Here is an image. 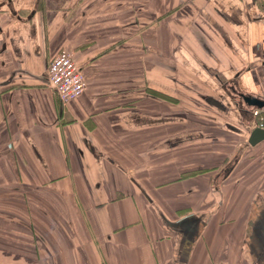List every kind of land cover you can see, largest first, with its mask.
<instances>
[{"label": "crops", "instance_id": "obj_1", "mask_svg": "<svg viewBox=\"0 0 264 264\" xmlns=\"http://www.w3.org/2000/svg\"><path fill=\"white\" fill-rule=\"evenodd\" d=\"M63 49L85 79L66 104ZM245 96L264 0H0V264H264Z\"/></svg>", "mask_w": 264, "mask_h": 264}, {"label": "built area", "instance_id": "obj_2", "mask_svg": "<svg viewBox=\"0 0 264 264\" xmlns=\"http://www.w3.org/2000/svg\"><path fill=\"white\" fill-rule=\"evenodd\" d=\"M47 82L63 104L77 98L85 90V79L80 66L72 54L63 49L53 57L47 68ZM254 116H261V110L254 109ZM259 127H264V117L261 116Z\"/></svg>", "mask_w": 264, "mask_h": 264}, {"label": "water", "instance_id": "obj_3", "mask_svg": "<svg viewBox=\"0 0 264 264\" xmlns=\"http://www.w3.org/2000/svg\"><path fill=\"white\" fill-rule=\"evenodd\" d=\"M244 101L249 106H257L259 108H263L264 110V101L262 100L245 96ZM262 140H264V129L261 127H257L254 130H252L249 138V143L251 145H255Z\"/></svg>", "mask_w": 264, "mask_h": 264}]
</instances>
